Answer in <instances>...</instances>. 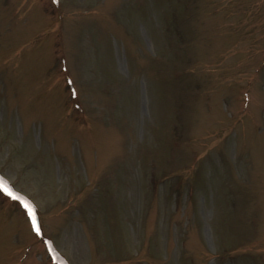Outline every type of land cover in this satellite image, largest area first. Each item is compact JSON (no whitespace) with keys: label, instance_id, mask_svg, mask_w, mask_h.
<instances>
[{"label":"rangeland","instance_id":"obj_1","mask_svg":"<svg viewBox=\"0 0 264 264\" xmlns=\"http://www.w3.org/2000/svg\"><path fill=\"white\" fill-rule=\"evenodd\" d=\"M0 264H264V0H0Z\"/></svg>","mask_w":264,"mask_h":264},{"label":"snow or ice","instance_id":"obj_2","mask_svg":"<svg viewBox=\"0 0 264 264\" xmlns=\"http://www.w3.org/2000/svg\"><path fill=\"white\" fill-rule=\"evenodd\" d=\"M4 192L9 195V196H13V194L7 189V187L4 188ZM13 198L15 199V197L13 196ZM27 210L29 211L30 214H32V209L31 208H27ZM33 227L36 229L37 233L39 234V229L36 228V224H35V219L33 218Z\"/></svg>","mask_w":264,"mask_h":264}]
</instances>
